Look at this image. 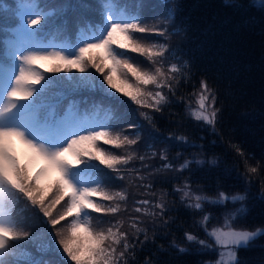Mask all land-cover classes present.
<instances>
[{
	"label": "snow or ice",
	"instance_id": "6c2138e0",
	"mask_svg": "<svg viewBox=\"0 0 264 264\" xmlns=\"http://www.w3.org/2000/svg\"><path fill=\"white\" fill-rule=\"evenodd\" d=\"M149 7L152 6L142 2L129 4L127 0H96L95 3L77 0L75 4L58 5L44 0H0V264H129L130 249L135 244L129 242L128 232L122 231L125 221H104L91 213L114 216L121 211L119 203L105 206L93 197L109 202L127 199L123 191L110 194L104 190L112 186L114 179H125L118 165L129 164L133 157L114 153L103 145L117 149L134 146L137 139L122 134L124 125L140 127L134 110L115 93H122L142 108L160 111L159 105L167 102L168 97L161 91L145 89L154 85L156 89L172 91L169 81L176 77L168 73L181 71L176 64L166 71L163 63L156 59L168 52L166 44L149 43L146 37L135 35H165L166 28L150 25L143 15L142 10ZM69 9L81 13L78 19L95 12L99 15V24L93 26L95 31L90 35L81 32L77 42L52 50L45 44L44 37L54 26L55 19L64 16ZM171 15L169 11L167 17ZM128 52L145 57L151 64L145 65ZM45 61L54 63L45 67L41 63ZM37 65L46 72L71 73L75 69L81 75L45 77ZM89 68H94L103 79ZM61 84L62 91H52ZM201 87L198 108L192 116L214 130L220 111L215 107L216 96L207 82L202 81ZM109 88L115 92H109ZM91 89L103 92L112 105L103 120L93 117L74 99L75 94ZM149 98L152 103L148 102ZM143 115L151 119L147 113ZM15 141L23 146L22 154ZM236 151L244 155L239 148ZM161 159L167 160L168 156L162 154ZM38 162L44 167L33 175L32 169ZM189 163L185 161L180 170L188 168ZM100 165L117 176L113 178ZM248 171L256 173L258 168L249 167ZM52 173H56V179L45 183ZM185 189L178 190L183 192V197L195 200L189 207L201 209V201L207 198L193 196L188 185ZM244 199L243 195L221 192L212 202ZM139 203L147 205L150 201ZM61 204V210L54 216L53 211ZM156 207L161 212L165 209L163 203ZM135 211L156 215L147 208L137 207ZM94 220L97 226H107L97 230ZM208 220V216H203L201 226ZM231 220L229 215L222 227H212L210 231L204 227L207 236L221 249H226L219 252L216 264H239L237 249L248 247L255 237H264V227L240 229L230 223ZM63 221L67 223L62 224ZM129 227L134 229V238L144 233L147 239L146 229L135 221L130 222ZM44 235L48 243L37 250L46 251L47 258L37 260L28 249ZM186 238L205 249L212 247L196 235L186 233Z\"/></svg>",
	"mask_w": 264,
	"mask_h": 264
},
{
	"label": "trees",
	"instance_id": "16d2710c",
	"mask_svg": "<svg viewBox=\"0 0 264 264\" xmlns=\"http://www.w3.org/2000/svg\"><path fill=\"white\" fill-rule=\"evenodd\" d=\"M51 1L53 4L77 3V0ZM133 2L152 6L143 9V15L150 25L167 29L164 36L135 35L146 37L149 43L166 44L168 52L156 59L163 63L166 71L172 64L181 71L168 73L176 77L169 81L172 91L156 89L154 85L145 89L161 91L168 97L167 102L159 105L160 111L142 108L129 97L115 93L134 110L140 127L124 125L122 134L137 139L134 146L117 149L103 145L114 153L133 157L129 164L118 165L125 179H114L112 186L104 190L110 194L123 191L127 199L109 202L93 198L105 206L119 203L121 211L114 216L91 214L104 221H125L122 231H127L129 242L135 244L130 249L129 264H215L222 249L207 236L204 227L209 231L212 227H222L229 215L232 217L229 222L237 228L264 227V0H127L129 4ZM169 11L170 18L167 17ZM80 15L69 9L64 16L55 19V24L59 25L53 27V31H62L66 23L74 26L76 33L71 32L74 37L82 30L95 31L93 26H98L99 15L89 12L78 19ZM127 54L145 65L151 64L137 53ZM80 75L73 69L71 73H55L54 78ZM202 81L214 91L215 107L220 110L214 130L192 116L198 108ZM62 90V84L52 88L53 92ZM77 98H81L83 107L92 104L88 109L92 116L103 112L107 116L112 107L104 93L97 89L82 90L75 94L74 99ZM148 102L152 103L150 98ZM143 113L151 119H145ZM162 154L168 159H161ZM185 161L190 162L188 168L180 170ZM92 163L99 164V161ZM166 164L172 167L167 168ZM100 167L113 178L117 176L104 165ZM249 167H257L258 171L251 173ZM185 185L193 196L207 198L201 201V209L189 207L195 200L183 197V192L178 190H187ZM221 192L243 195L245 199L213 203ZM142 200L150 203L142 205L139 203ZM160 203L165 205L163 212L156 207ZM137 207L147 208L156 215L138 213ZM61 208L62 204L57 206L53 215ZM205 215L209 220L201 226ZM132 221L146 229L147 239L144 233L134 238V229L129 227ZM65 223L67 221L62 222ZM93 226L100 230L107 224L97 226L94 220ZM186 233L207 240L211 249L188 241ZM47 243L44 235L28 251L37 260L47 258L46 251L37 250ZM181 248L185 251H180ZM237 260L239 264H264V237H255L248 247L237 249Z\"/></svg>",
	"mask_w": 264,
	"mask_h": 264
},
{
	"label": "rangeland",
	"instance_id": "374dc122",
	"mask_svg": "<svg viewBox=\"0 0 264 264\" xmlns=\"http://www.w3.org/2000/svg\"><path fill=\"white\" fill-rule=\"evenodd\" d=\"M69 1H70V0H69ZM86 34H87V33H86ZM88 35H90V34L88 33ZM45 44L48 45V46H51V47H52V50H58L60 47L70 45L69 43H68V45H64V44L61 43V42H54V41H50V42H47V43H45ZM42 63H44V64H46V63L53 64L54 62H48V61H45V62H42ZM90 69H91L90 71H92V73H93V72H96L95 69H92V68H90ZM96 76L99 77L100 79H103V77L100 75V73H97ZM105 87L107 88L108 86L105 84ZM108 91H109V92H115V89H111V88H109ZM156 91H158V90H156ZM116 93H119V92H116ZM119 94H122V93H119ZM95 118L98 119V120H103V119H102V116H101V117H95ZM16 146L19 147L20 153L22 154V153H23V146L20 144L19 141H17V145H16ZM38 164H39V162L36 163L35 166H34L33 168H35ZM81 166H83V165H79V167H81ZM43 167H44V165H43ZM54 174L56 175V173H52L50 180H49V181H45V183H50L51 180H55L56 177H53ZM89 211H91V210H89ZM56 213H58V212H56ZM70 219H71V218H70ZM65 224H66V223H65ZM59 227H60V226H59ZM221 251H226V249H222ZM219 257H220V256H219ZM219 259H220V258H219ZM215 264H216V263H215Z\"/></svg>",
	"mask_w": 264,
	"mask_h": 264
}]
</instances>
